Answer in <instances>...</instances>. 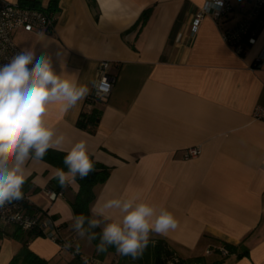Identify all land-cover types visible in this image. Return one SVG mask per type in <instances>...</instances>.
<instances>
[{"label":"crops","instance_id":"obj_1","mask_svg":"<svg viewBox=\"0 0 264 264\" xmlns=\"http://www.w3.org/2000/svg\"><path fill=\"white\" fill-rule=\"evenodd\" d=\"M55 1L56 23L44 33L47 40L17 30L13 41L37 57L51 55L57 71L59 52L66 71L78 73L90 91L98 63L110 62L115 81L109 97L92 104L99 111L94 129L76 125L87 97L67 112L49 105L45 117L65 136L62 146L50 149L66 152L83 140L93 160L109 168L106 180L94 186L90 206L102 194L137 192L177 218L176 230L150 239H165L180 257L211 259L214 253L206 251L223 241L244 244L248 255L228 254L222 264H264V120L252 117L256 105L264 106V57L256 63L264 53V24L255 42L237 55L209 14L194 30L205 0ZM230 2L234 11L224 18L225 26L240 18L236 0ZM144 11L148 18L140 27ZM193 147L197 155L185 158ZM28 167L32 175L24 194L33 212H46L61 239L79 244L84 255H96L93 243L70 228L78 181L61 187L53 178L57 168L44 160L32 159ZM47 188L62 196L49 199ZM14 231L0 222V264H8L22 246ZM28 247L52 264L73 257L42 235ZM110 256L93 264H110Z\"/></svg>","mask_w":264,"mask_h":264},{"label":"clouds","instance_id":"obj_2","mask_svg":"<svg viewBox=\"0 0 264 264\" xmlns=\"http://www.w3.org/2000/svg\"><path fill=\"white\" fill-rule=\"evenodd\" d=\"M220 3L215 0L216 6ZM38 38L41 42L48 39L44 33H38ZM56 57L60 71L51 55L37 57L31 48L21 49L0 65V208L25 199L23 188L32 175L28 162L43 160L50 148L65 143V136L46 122L49 105L59 104L67 112L90 92L89 86L79 81L78 73L66 71L59 52ZM92 85L96 87V82ZM63 164L65 167L57 168L53 177L61 187L75 185L77 178L84 179L94 171L86 142L72 143ZM89 213L69 217L77 236L88 243L98 240V253L114 247L119 255L133 260L143 255L151 234L167 235L178 228L171 211L137 192L102 194ZM12 218L19 221L22 216L17 213ZM29 223L25 221V225ZM64 247L71 248L72 244L66 242ZM75 251L79 253V244Z\"/></svg>","mask_w":264,"mask_h":264},{"label":"built area","instance_id":"obj_3","mask_svg":"<svg viewBox=\"0 0 264 264\" xmlns=\"http://www.w3.org/2000/svg\"><path fill=\"white\" fill-rule=\"evenodd\" d=\"M238 5L237 12L240 15L238 21L231 26L223 24L224 18L234 11L230 0H221L220 6L215 5V0H205L201 9L196 12L193 20L194 30L197 28L202 16L209 14L221 31V38L225 44L237 55H242L246 46L255 42L260 29V13L264 9V0H236ZM56 23V14L45 12L37 8L23 5L19 2H10L0 0V65L6 63L15 53L21 49L13 41V34L17 30L30 33H51ZM264 57V53L259 55L256 63L259 64ZM110 62L100 61L98 63L96 87H92L87 96L86 106L90 110L92 104L97 101H105L113 89L115 77L109 74ZM252 117L257 120H264V106L256 105L252 110ZM198 148L187 149L184 157L197 155ZM49 199H55L62 196V192H56L51 189L45 190ZM30 199L25 195V199L15 201L0 208V222L20 228L23 231L36 229L40 234L56 242L61 250L65 248V243H71L60 238L59 226L53 218L46 212L35 213L30 210ZM19 213L21 220H15L12 217ZM25 221L30 222L25 225ZM222 255L227 254L224 247L218 248ZM212 249L206 251L210 254ZM87 263L93 264L98 259L93 256L82 255ZM115 263V262H114Z\"/></svg>","mask_w":264,"mask_h":264},{"label":"trees","instance_id":"obj_4","mask_svg":"<svg viewBox=\"0 0 264 264\" xmlns=\"http://www.w3.org/2000/svg\"><path fill=\"white\" fill-rule=\"evenodd\" d=\"M21 4L49 13L57 12L55 0H47L45 3H43L41 0H21ZM147 14V11H144L140 15L138 19L140 27L143 26V24L146 22L148 18ZM259 18L261 28L262 24H264V9L261 10ZM113 76L115 77V75ZM98 121L99 111L96 107H92L90 110H83L80 113L76 125L81 129L92 130L98 125ZM65 154L66 152L49 149L43 160L50 163L56 168H64L65 166L63 164V158ZM93 162L94 171H92L84 179L77 178V181L79 183V191L70 203L74 215H90V203L95 198V192L93 188L96 184L104 182L109 175L108 167L96 162L95 160H93ZM30 210L31 212H33V209L31 207ZM96 231L99 232V229H96ZM13 235L22 243V246L20 250L11 258L8 264H52L50 261L43 259L32 252L28 247V243L33 237L41 235L39 230L32 229L23 231L20 228L15 227ZM92 243L96 248L98 240H94L92 241ZM218 245L219 246L217 247H211L212 252L214 253V257H212L211 259H207L205 256H196L190 258L180 257L173 249V247H171L169 243L162 238H157L155 240L150 239L148 247L144 251L143 255L135 260H133L131 257L119 255L114 247H109L108 250L104 253L97 252L96 255L91 256L102 260L107 254H114L118 255L120 262L131 261L138 264H222L226 258V255L228 254L234 253L236 255V258L248 255V250L242 243L239 245H233L223 241H218ZM219 247H224L227 250V254L222 255L218 249ZM75 248L76 247H71L69 249L73 253V257L63 264H85V261L82 258V255L84 254L81 251L77 253L75 251ZM117 261L115 264H119V261Z\"/></svg>","mask_w":264,"mask_h":264},{"label":"rangeland","instance_id":"obj_5","mask_svg":"<svg viewBox=\"0 0 264 264\" xmlns=\"http://www.w3.org/2000/svg\"><path fill=\"white\" fill-rule=\"evenodd\" d=\"M17 37H18V35L16 36V39H17ZM109 260L111 261L110 264H113L114 262L116 263L117 260L119 261V257H118V255L111 254ZM119 264H138V263L131 262V261H122V262L119 261Z\"/></svg>","mask_w":264,"mask_h":264}]
</instances>
